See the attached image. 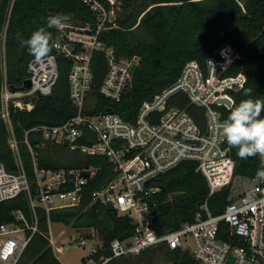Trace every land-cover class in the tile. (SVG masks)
<instances>
[{"label": "built area", "instance_id": "1", "mask_svg": "<svg viewBox=\"0 0 264 264\" xmlns=\"http://www.w3.org/2000/svg\"><path fill=\"white\" fill-rule=\"evenodd\" d=\"M78 1L87 6L95 22L72 24L65 21L55 28L53 42L56 52L71 60L69 99L77 107V114L61 125H41L32 130L41 132L44 142L63 145L82 156L104 157L113 167L115 177L92 193L93 202L109 205L118 215L127 216L134 228L126 239L116 238L110 242L111 255L101 257L103 264L111 259L139 255L161 244L169 249H182L199 264H264V181L256 179L257 171L264 169V156L257 155L259 169L253 175L237 173L236 161L220 128L227 119L224 111L234 105L232 94L239 92L246 83L244 66L235 74H227L234 63L241 60V53L232 44L224 43L218 55L207 58L203 65L195 60L186 62L171 86L142 102L133 120L124 119L111 110L90 113L85 101L92 83V54L101 52L105 56L107 70L99 93L112 102L118 101L130 88L133 77L130 67L138 63V58H117L114 49L100 38L101 32L116 27L113 1H107L109 6L102 0ZM239 5L244 11L242 4ZM26 72L30 80L28 91L12 92L5 79L1 85V118L9 132L8 144L18 172H8L0 162V202L26 194L30 221L17 210L13 215L20 224L0 225V235L5 236L0 240V264H16L38 230V207L47 217L52 210L76 207L82 185L95 173L89 166L67 171L38 169L40 145L32 146L25 137L35 173V190L32 191L22 168L9 109L30 111L35 97L51 94L58 79L56 59L53 55L40 61L33 57ZM178 93L185 94L189 105L203 113L193 116L187 108L171 104ZM184 161L196 163V169L207 180L208 197L227 188L226 204L222 212L214 214L206 199L193 221L157 235L151 228L153 198L161 187L154 179ZM82 170L89 172L87 178L79 177ZM67 185L70 186L68 190L61 189ZM50 224L47 219L48 228ZM25 230L29 231L28 235ZM128 239L130 243H125ZM48 240L54 244L51 234ZM95 240L97 247L93 246L83 257L86 264L99 260L94 256L101 243Z\"/></svg>", "mask_w": 264, "mask_h": 264}, {"label": "trees", "instance_id": "2", "mask_svg": "<svg viewBox=\"0 0 264 264\" xmlns=\"http://www.w3.org/2000/svg\"><path fill=\"white\" fill-rule=\"evenodd\" d=\"M104 2L109 6V2ZM114 5L116 27L101 32L100 38L114 49L117 58L137 57L138 69L130 88L118 101L112 102L99 93L107 64L103 53L94 52L90 61L91 89L85 101L88 112L111 110L124 119L133 120L142 102L171 86L186 62L195 60L203 65L207 58L218 55L219 47L224 43L232 44L241 53V60L234 63L227 74H235L245 65L250 67L244 87L232 94L234 105L224 111V117L227 118L244 99H264V0H114ZM53 15L67 16L66 19L75 24L95 22L91 11L78 0H0V90L4 79L9 86L18 87L28 77L26 67L33 56L21 46L20 41L28 38L32 31L45 27L51 33L48 56L53 55L56 59L58 79L47 99L34 98L32 110L9 109L22 168L34 191V166L24 143L26 137L32 146L40 145L37 149L38 169L67 171L89 166L95 169V173L82 185L80 202L76 207L52 210L48 217L42 208L36 209L38 230L22 250L16 264H61L48 240L47 219L74 229L95 230L101 243L94 256L96 261L109 257L110 242L134 228L127 216L118 215L109 205L93 202L92 193L115 177L113 167L104 157L84 156L76 161L64 158L63 145L44 142L41 132L32 130L41 125H61L74 117L78 110L69 99L71 60L53 48L56 31L46 25V19ZM246 90L251 91L248 93ZM176 103L187 108L193 116L203 113V110L189 105L185 94H176L171 104ZM261 116H264V111ZM8 139L9 132L1 118L0 104V162L8 172L17 173ZM81 142L86 143L84 140ZM230 148L237 173L253 175L259 169L257 155L241 159L236 154L237 150ZM154 183L161 187L153 198L155 205L151 222V228L157 235L193 221L206 199L214 214L222 212L226 204L227 188L208 197L207 180L192 161H184L159 175ZM69 188L67 185L61 189ZM17 210L30 221L29 204L24 193L0 202V225L20 224L13 215ZM25 234L28 235L29 231L25 230ZM137 258L145 264L162 259L169 264H199L182 249H169L165 244L148 248L136 256L111 259L105 264H134ZM81 260L85 263L83 258Z\"/></svg>", "mask_w": 264, "mask_h": 264}, {"label": "clouds", "instance_id": "3", "mask_svg": "<svg viewBox=\"0 0 264 264\" xmlns=\"http://www.w3.org/2000/svg\"><path fill=\"white\" fill-rule=\"evenodd\" d=\"M65 18L60 15L49 16L46 19L48 29L61 26ZM51 33L45 27L31 32L28 38L20 41L30 55L37 61L45 59L51 52ZM251 90H246L250 93ZM264 99H244L229 113L227 119L220 125L224 141L237 150L241 159L250 156H264ZM257 181H264V169L258 170Z\"/></svg>", "mask_w": 264, "mask_h": 264}, {"label": "rangeland", "instance_id": "4", "mask_svg": "<svg viewBox=\"0 0 264 264\" xmlns=\"http://www.w3.org/2000/svg\"><path fill=\"white\" fill-rule=\"evenodd\" d=\"M114 7L116 6L114 5ZM63 17L65 18V21L71 22V20L66 19L68 18L67 16L66 17L63 16ZM71 23L74 24L73 22ZM60 156L61 154L59 155V157ZM63 157L76 161L82 159L84 156H82L76 151H70L64 147ZM49 232L56 239V242L53 244L54 254L61 264H86L81 259L89 253V251L93 246L97 247L98 245L97 240H95L97 239L96 231L92 229H74L64 224L51 223L49 226ZM92 233L93 236H91ZM17 234L22 236L20 232H18ZM4 238H5L4 235H0V240ZM80 238L82 239L81 243H79V240H81ZM60 239L63 242H59ZM130 241L131 240L128 239L125 241V243H130ZM60 245L62 246L61 251L58 248ZM63 245H65V247ZM1 264H8V263H1ZM134 264H145V263H143L142 259L137 258L136 263ZM152 264H169V263L165 262L162 259L159 262Z\"/></svg>", "mask_w": 264, "mask_h": 264}, {"label": "water", "instance_id": "5", "mask_svg": "<svg viewBox=\"0 0 264 264\" xmlns=\"http://www.w3.org/2000/svg\"><path fill=\"white\" fill-rule=\"evenodd\" d=\"M102 1H108V0H102ZM114 2V0H111ZM138 69V63H133L130 67V73L132 74V76L135 75L136 71ZM250 67L248 65H245L242 68V72L247 74L249 71ZM12 92H16V91H20V92H25L28 91L30 89V80L28 78L24 79L22 81V84L18 87H14V86H10ZM39 98H44L47 99L49 96H43V95H38ZM70 140H72V138H70ZM85 168H87V166H85ZM89 176V172L87 170H82L79 172V177L81 178H87ZM131 236V232H125L123 234H121L118 237L119 241H122L124 239H126L127 237ZM104 263V259L100 258L96 263L93 264H103Z\"/></svg>", "mask_w": 264, "mask_h": 264}, {"label": "crops", "instance_id": "6", "mask_svg": "<svg viewBox=\"0 0 264 264\" xmlns=\"http://www.w3.org/2000/svg\"><path fill=\"white\" fill-rule=\"evenodd\" d=\"M52 223V222H51ZM57 224H62V223H57ZM48 231H49V228H48ZM48 235L50 236V233L48 232ZM51 237L53 238V242L55 243L56 242V239L53 237V235H51ZM81 239V238H80ZM61 240V239H60ZM59 240V242H63L62 240L60 241ZM82 242V240H79V243H81ZM52 245V244H51ZM64 247H65V245H63ZM52 248H53V245H52ZM58 248H61V250H62V246L60 245ZM60 250V251H61ZM53 251H54V248H53Z\"/></svg>", "mask_w": 264, "mask_h": 264}]
</instances>
